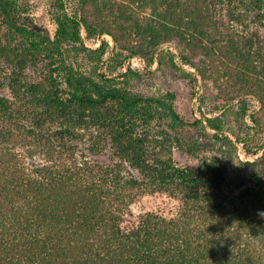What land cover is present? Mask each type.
<instances>
[{"label":"trees","instance_id":"16d2710c","mask_svg":"<svg viewBox=\"0 0 264 264\" xmlns=\"http://www.w3.org/2000/svg\"><path fill=\"white\" fill-rule=\"evenodd\" d=\"M22 13L0 0V264H264V153L234 190L219 157L178 165L174 149L198 144L175 95L130 91L139 73L125 64L174 57L159 50L173 44L188 81L211 83L259 130L264 0H53L52 35ZM144 192L179 197L177 216L125 220Z\"/></svg>","mask_w":264,"mask_h":264},{"label":"rangeland","instance_id":"374dc122","mask_svg":"<svg viewBox=\"0 0 264 264\" xmlns=\"http://www.w3.org/2000/svg\"><path fill=\"white\" fill-rule=\"evenodd\" d=\"M22 9L24 18L34 28L50 35L53 28L49 20V12L53 0H16ZM85 36V33L82 32ZM109 48L113 45L108 35L102 36ZM99 38L85 40L88 48H96ZM159 50L169 51L174 54L163 56L160 62L148 64L144 60L135 57L125 64L139 73L136 77L129 74L127 87L137 94L162 96L168 92L175 95L174 108L179 117L185 122L183 136L186 140L189 136L196 138L198 150H191L184 145L174 149V160L180 166L197 167L203 159L219 157V163L224 165L226 186L229 189H237L239 183V171L248 173L250 163L260 159L264 153V127L257 130L250 121L249 116H243L236 101L227 104L216 100V90L209 82L198 78L196 84H191L183 75V71H194L188 65L183 64L173 44L164 45ZM111 55L110 49L103 60ZM83 71L89 72L90 66L86 58L78 55ZM174 59L176 66L171 64ZM126 65L121 72H125ZM105 70V69H104ZM115 76V77H114ZM115 82L122 81L123 77H117L116 73L109 74ZM249 112H257L259 103L254 98L247 100ZM219 118L222 130L216 133L207 127V118ZM217 134V137L215 135ZM98 162H107L108 156L102 155L96 158ZM264 163V161H263ZM136 173L135 171H133ZM181 207L179 197L159 192H144L129 205L126 210L125 220L137 218L145 213H154L165 219H173L177 216Z\"/></svg>","mask_w":264,"mask_h":264}]
</instances>
